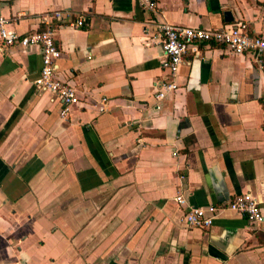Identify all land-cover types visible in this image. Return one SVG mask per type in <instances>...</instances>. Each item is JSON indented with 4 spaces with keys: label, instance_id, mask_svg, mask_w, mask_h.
<instances>
[{
    "label": "crops",
    "instance_id": "0c3cea01",
    "mask_svg": "<svg viewBox=\"0 0 264 264\" xmlns=\"http://www.w3.org/2000/svg\"><path fill=\"white\" fill-rule=\"evenodd\" d=\"M143 1H0L19 32L63 12L58 70L79 95L62 112L32 82L40 48L0 46V264H264V63L202 46L184 55L177 88L154 96L159 22L245 20L264 34V0H153L156 13ZM242 191L260 201V223L226 209L190 227L175 200Z\"/></svg>",
    "mask_w": 264,
    "mask_h": 264
},
{
    "label": "built area",
    "instance_id": "2783aa9c",
    "mask_svg": "<svg viewBox=\"0 0 264 264\" xmlns=\"http://www.w3.org/2000/svg\"><path fill=\"white\" fill-rule=\"evenodd\" d=\"M142 5L153 13L159 11L153 0H145ZM62 18L63 12L59 9L47 11L40 15V28L19 32L10 25L9 18L0 12V46L35 45L40 48L41 66L32 82L38 89L49 91L52 97L61 101L63 112L70 105L79 102V95L77 88L65 81L58 70L57 60L61 50L56 42L55 30L56 22H61ZM85 20L84 15H79L69 23L73 26H82ZM248 28L245 20L213 28L187 26L165 20L159 22L157 30L162 47L160 66L164 70V76L154 81L155 98L163 99L177 88L175 76L184 55L188 51L194 55L199 54L202 46H225L235 54L250 53L254 61L263 64L264 34L250 33ZM101 101L105 102L104 96L101 97ZM175 200L182 207L184 221L190 227H207L218 213L226 209L246 215L252 223H260L262 220L260 201L250 191H242L223 202L206 205L189 203L183 192L178 193Z\"/></svg>",
    "mask_w": 264,
    "mask_h": 264
},
{
    "label": "water",
    "instance_id": "95a60500",
    "mask_svg": "<svg viewBox=\"0 0 264 264\" xmlns=\"http://www.w3.org/2000/svg\"><path fill=\"white\" fill-rule=\"evenodd\" d=\"M224 17H225V20H227V21H230V20H232V16H231V13H230V11H225L224 12Z\"/></svg>",
    "mask_w": 264,
    "mask_h": 264
}]
</instances>
